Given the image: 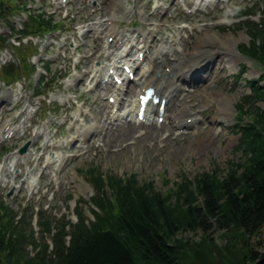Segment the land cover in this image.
Listing matches in <instances>:
<instances>
[{"label":"trees","instance_id":"1","mask_svg":"<svg viewBox=\"0 0 264 264\" xmlns=\"http://www.w3.org/2000/svg\"><path fill=\"white\" fill-rule=\"evenodd\" d=\"M17 9L16 0H0V16L5 19ZM29 20L34 21L32 31L47 25L40 15H30ZM250 31L260 42L253 40L249 53L264 65V32L253 27ZM252 87L250 99H264V84L254 81ZM244 130L246 160L231 162L223 176L218 170L193 179L185 176L175 189L161 192L152 181L138 182L135 173L104 176L96 172L93 201L99 210H94V220L87 221L79 208L76 223L41 222L43 233L57 228L52 249L45 239L36 242L30 221L15 222L11 210L1 205L0 264H207L215 248L228 259L227 264H264V252L248 245L236 262L228 258V242L220 245L208 234L192 245L176 238L182 229L209 231L216 225L227 232L252 235L264 226V109H258ZM27 243H34V255Z\"/></svg>","mask_w":264,"mask_h":264},{"label":"rangeland","instance_id":"2","mask_svg":"<svg viewBox=\"0 0 264 264\" xmlns=\"http://www.w3.org/2000/svg\"><path fill=\"white\" fill-rule=\"evenodd\" d=\"M153 1L154 0H140L138 15L136 18H138V22L140 19L144 20V24L141 25L148 29L159 30L157 24L161 25L162 22H167L171 19L170 16L163 17L160 16V13H151L150 9ZM239 1L241 2V0ZM263 2L264 0H252L243 5L245 6L244 8H246L249 5L255 4V13L253 15L235 16L234 13L224 11L219 6L213 8L208 7V11H199L203 13L197 12L199 14L196 15H185L187 19L189 18L194 21L190 22L193 25L221 18L232 20V24L229 26H204L203 30H201V28L199 30H194L192 34L186 30L190 36L188 38L183 36L180 41L182 53H175L177 62L183 67V64L185 63H180V61L183 58V61L187 62L186 58H188L193 51H196V45L201 42L200 37L205 35V33L216 35L213 40H210L208 44H205L206 46L203 47L199 53L217 62L216 66L213 67V70L218 73L217 80L216 82L207 81L202 86L197 87L191 98L185 101V103L192 109L198 110L199 108H202L204 110L206 119L209 122V125L206 128L197 133L182 134L178 139L172 137L166 139L163 138V132L168 133V135L172 132L175 133L174 127H172L170 123L163 125L167 126L166 128H161L159 130L151 129L148 134L149 137L147 138H145V135L134 137L133 133L137 130V127L133 128L132 135L131 133L124 135L123 132L120 133V129L111 130L109 131V134L105 136L106 145L99 144V141L90 144L88 152L72 161L70 165L57 176V179L52 180L51 178L45 177V179L42 180L41 190L32 197L33 199L27 201L26 199H28V195L25 192H19L15 196L7 197L8 202L18 210L22 209L23 206L27 204L26 202L41 203L44 205L51 204L50 208L53 209V214L57 217L63 212H66L69 214L71 213V218L73 219L72 212L77 200L82 197L85 198L88 201V203L85 204V210L88 211L90 197L94 194V189L87 181L86 175L82 170L83 168L95 165L99 166L106 173L129 174L131 172H136L138 178L142 182L152 181L156 190L165 192L170 188L175 189L177 184L180 183L185 176L188 179H193L200 173L212 170H218L219 174L223 176L228 173L231 162H244L248 154L240 145L241 133L239 132V129H237V124L239 120H241L240 114L236 110V115L233 119H221L220 121L222 122L217 124L216 127L214 126L217 129L216 131V129L213 128V125L215 124L214 115L217 113L216 109L219 105L215 99H218L219 96L226 95L236 102V109L237 107L239 108L241 97L251 91L247 79L252 77L260 79L262 69L256 62L246 55L247 53H239L236 57L238 58L236 66L233 69H229L226 63H222L224 60L222 55H218V49L222 48L227 50L226 46L223 44V40L227 35L233 38L236 36V38H238L235 39V41L233 40L238 47V51L243 49L246 50V48L251 45L250 42L253 40V36L248 35L246 30L247 25L241 26V24H244L245 20L251 19L258 21L261 24L264 14L260 8H262ZM109 3H111V0H109ZM188 4H191L189 0ZM66 7L69 8V10ZM44 8L49 12L54 11L56 9L55 0H45ZM74 8V5H62L60 7V13L56 14L55 19H61V24L63 26L64 32L61 34H64L66 31L73 33V30L75 29L74 26L81 22H85L84 17L85 14L88 13V10L85 11V13L82 11L76 12L74 11ZM66 10L68 11V15L65 17ZM104 13L105 11L101 12V14ZM19 26H21V23ZM162 26L163 29L168 27L165 24ZM169 26L174 32H178L177 24L170 22ZM5 29V26L0 22V31H5ZM183 33L184 32H181L180 34ZM70 38L74 39L75 37L72 38V36H70ZM94 42L95 43L88 39L86 44L80 45L79 52L83 54L86 51H90L93 47L92 45H96L97 48L98 43L96 41ZM169 45L172 46L170 41ZM65 46L66 45L63 46L62 50ZM94 50L96 49L93 47L92 51ZM52 51L53 49H51L50 52ZM14 59L15 55L10 51L8 59H6L5 62H13ZM247 60H251L254 63L250 64L249 62L246 65L247 72L242 74V70L244 69L243 64L247 62ZM4 64L5 63H3V65ZM68 65L69 61L67 62L65 59H59L52 64L51 73L46 74L47 76H51L52 74L58 75V78L52 85L54 87L58 85L56 88L60 89L62 94L68 93V88L65 84V81L68 78ZM85 67L86 64L83 61L79 63L78 68L82 74L84 73ZM70 68L72 71L73 67ZM21 69H23V67H21ZM30 79L33 80V76H30ZM31 86L30 82L28 86L24 85L23 91L25 96L23 100L28 98L27 95ZM83 89L84 85L80 87L77 84L76 88H73L72 91L76 92L75 94L77 96L78 104H84V107L83 109H80V112L84 121L87 123L91 120V114H93V112L96 113V110L91 107L92 104L97 110H100L101 113H103L104 110L101 106V99L96 100V93L82 94V92H85ZM203 96L207 97V100H204ZM256 105L264 107V101H259ZM46 106L49 109L54 108L53 104H46ZM61 106L62 109L60 111H54L51 109V112L56 115L54 122H61L62 117L67 116L68 119L73 121L74 126H76L81 119V117H78L76 115L77 113H75V111L78 110L77 104L74 101H69L65 104H61ZM56 107L58 106L56 105ZM49 109L47 111H49ZM12 113L6 115H12ZM39 117L41 116L36 114L32 119L33 126L39 125ZM248 117L249 114L244 118ZM104 118L105 115L100 116V119ZM64 125L68 126V123ZM144 127L145 131L149 130L148 126ZM169 130L172 132H168ZM114 133H120L119 139L114 136ZM162 138L166 142L159 143V140H162ZM198 139L201 140V145L196 147ZM21 142L23 141H20L19 143ZM43 160L44 159H41L40 164ZM6 190L7 189L0 187V195H4ZM71 193L73 194V198L69 196ZM38 195L41 197L38 198ZM40 199L42 200L39 201ZM74 200L75 204L73 202ZM203 234L213 236L217 240L216 242L220 245H225L226 242H228L229 249L226 248L229 256L228 258H236V262L241 260V255L247 245L254 247L255 250L259 252H264V226L252 235L243 234L237 230L227 232L225 229H220L216 225H213V228L209 231H204L203 229H197L195 231L182 229L177 233L176 238H182L189 245H192L195 241L201 242V239L204 237ZM211 253L213 254L212 256H209L210 258L207 256V264H227L228 259L223 253L220 254L216 248L213 249ZM211 253L208 254L210 255ZM193 264H200V261L193 262ZM201 264L204 263L201 262Z\"/></svg>","mask_w":264,"mask_h":264},{"label":"bare ground","instance_id":"3","mask_svg":"<svg viewBox=\"0 0 264 264\" xmlns=\"http://www.w3.org/2000/svg\"><path fill=\"white\" fill-rule=\"evenodd\" d=\"M86 32H87V30H86ZM215 37H216L215 34L205 33V35H203L202 37H200L201 42L196 45V47H195L196 51H193L190 55H193L194 56V59H195L197 52H200L202 50V48L206 46L205 44H208L209 41L210 40H213ZM235 39H237L236 36H235V38H233V37L227 35L224 38V40H223V44L227 47V53H224L223 52L222 55H224L223 57L226 59V64L228 65V67L230 69H233V66L236 64V61L238 59V58H236L237 57V54H238L237 46H236L235 42H233V40L235 41ZM160 59L163 60V61L164 60L165 61L167 60L166 58L164 59L163 56H160ZM169 60H172V58H170ZM146 70H147V66L145 67V71ZM180 71H181L180 68L175 69L174 70V75L172 77L169 76V75H167L165 72H163V74H161V77H159V79H158L157 82L158 83L165 82V84H166L167 87L172 86L173 87L172 91H176L178 93L180 90H182V85L178 82L177 85H176V87H174L172 81L177 78V74ZM101 73H102V68L99 70V73L98 74H101ZM152 76H153V74L151 75V77ZM152 81H155V79H150L149 83H151ZM215 98H217V97H215ZM203 99L204 100H207V97H204L203 96ZM215 100L217 101V103L219 105V107L217 108V110H221L222 114L223 113L225 114L226 111H229L230 109H232V106H233L234 101L231 99V97H228V96L224 95V96H219L218 99H215ZM185 110H187V108H186V106H184V104H182L180 107H177L174 110V113L176 115L175 119H177L176 120L177 122H179L180 114H181L182 117H184L183 114H185L184 113ZM190 113L191 114L185 115V117H187L189 115H193V116H196L197 115V113H195V112H190ZM215 117L216 118H227L226 115H219V114H217ZM171 122H173V121H171ZM79 126L80 127L81 126H84V124H80ZM91 126H92V128L95 127L94 124H92ZM152 128L155 129L156 127H152ZM131 129H133L132 125H128L126 128H124L122 130L123 131V134L124 135H128L129 133L132 132V131H130ZM201 129H202V127H200L199 129H197V131H200ZM82 134L88 136V134H85V133H82ZM199 145H201V140L198 139L197 142H196V147H198ZM195 149H197V148H195Z\"/></svg>","mask_w":264,"mask_h":264}]
</instances>
